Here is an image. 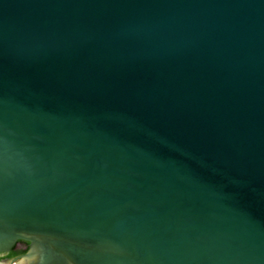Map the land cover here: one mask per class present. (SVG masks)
<instances>
[{"label": "water", "instance_id": "water-1", "mask_svg": "<svg viewBox=\"0 0 264 264\" xmlns=\"http://www.w3.org/2000/svg\"><path fill=\"white\" fill-rule=\"evenodd\" d=\"M19 240L264 264V0H0L2 261Z\"/></svg>", "mask_w": 264, "mask_h": 264}, {"label": "flooded vegetation", "instance_id": "flooded-vegetation-1", "mask_svg": "<svg viewBox=\"0 0 264 264\" xmlns=\"http://www.w3.org/2000/svg\"><path fill=\"white\" fill-rule=\"evenodd\" d=\"M37 239L41 241V243H45V244H47L49 240H51L50 238H47L44 236L37 237ZM20 244L23 245L22 249H19L18 247ZM32 244H33L32 241L19 240L9 252L4 253L6 256V259H8L12 264L23 261L24 260L23 256L28 254L31 251ZM57 264H64V263L61 261H58Z\"/></svg>", "mask_w": 264, "mask_h": 264}, {"label": "rangeland", "instance_id": "rangeland-1", "mask_svg": "<svg viewBox=\"0 0 264 264\" xmlns=\"http://www.w3.org/2000/svg\"><path fill=\"white\" fill-rule=\"evenodd\" d=\"M0 262H1V263H4V264H8V263H6V262L2 261L1 259H0Z\"/></svg>", "mask_w": 264, "mask_h": 264}, {"label": "bare ground", "instance_id": "bare-ground-1", "mask_svg": "<svg viewBox=\"0 0 264 264\" xmlns=\"http://www.w3.org/2000/svg\"><path fill=\"white\" fill-rule=\"evenodd\" d=\"M0 264H4V263H1V262H0Z\"/></svg>", "mask_w": 264, "mask_h": 264}]
</instances>
